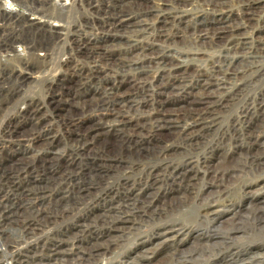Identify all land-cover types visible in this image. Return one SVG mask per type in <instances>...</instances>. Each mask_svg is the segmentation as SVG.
<instances>
[{"label": "rangeland", "instance_id": "rangeland-1", "mask_svg": "<svg viewBox=\"0 0 264 264\" xmlns=\"http://www.w3.org/2000/svg\"><path fill=\"white\" fill-rule=\"evenodd\" d=\"M97 5L96 0H0V248L3 245L0 264L11 261L13 264H129L133 259L138 264H178L179 260L181 264H211V252L207 251L204 258L201 254H193L199 246L215 250L219 245L222 247L216 239L207 241L206 235L226 232L232 221L245 228L248 234L254 231V216L249 204L257 192L258 181L264 180V145L253 148L261 162L259 166L252 165L244 154L251 147L237 138L247 131L242 115L246 104L264 98V72L254 83L242 75L230 80L223 90L218 91L220 98L228 102L227 110L219 114L218 122L197 137L195 145L184 147L163 140L161 146L170 149L165 159L156 155L152 143L150 145L141 138L133 140L128 153L107 156L104 160L74 153L71 142L78 132L65 131L53 113L51 101L62 96L57 87L67 78L70 67L78 63L85 71L91 67L89 61L79 58L77 46L79 40L86 37L80 30H85L92 19V22L96 21L97 8L94 7ZM261 6L264 8V3ZM234 11L239 12V8ZM260 14L255 32L251 33L253 38L263 27L264 10ZM116 53L115 59L122 57V53ZM204 58L189 60L187 70L193 73L197 68H206L208 62ZM262 62L264 67V60ZM164 73L154 69L146 78V89L158 86ZM118 82L110 80L104 85H118ZM102 92L103 86H94L82 95L91 101ZM152 100L155 99L149 98ZM32 122L43 123L50 136L55 137L54 152L57 155L48 159L49 162L45 160L51 155L47 153L51 152L49 149L27 147L21 142L20 131L31 132ZM262 129L259 128L264 132ZM224 157L236 160L237 167L223 187L212 186L206 171L199 170V167L206 161L220 165L218 161ZM179 164L183 167L180 168ZM169 166L190 170L197 176L180 184L175 182V172L167 168ZM148 171L158 174L153 186L149 178V184H144ZM201 176L206 177L204 181ZM144 188L148 190L147 199H143L141 189ZM134 193L138 197L136 200L141 199L140 203L119 206V200ZM217 199L219 203L225 200L231 212L239 213L238 218L226 217L215 224L204 219L202 206ZM122 213H129L124 217L131 221L122 225L123 228L111 229L108 221H103L108 214ZM161 225L185 228L180 237L184 239L183 245L177 248L169 244L158 254L139 258L145 249L154 250L163 241L156 237ZM244 235L239 233L232 243L226 244L239 250L251 244L264 246L262 234L255 232L248 241ZM196 237L201 240L197 241ZM6 245L10 246L7 250ZM93 246L99 247L95 250ZM223 247L220 250L225 253ZM52 250L62 253L53 257ZM209 257L212 260L208 261Z\"/></svg>", "mask_w": 264, "mask_h": 264}, {"label": "bare ground", "instance_id": "bare-ground-1", "mask_svg": "<svg viewBox=\"0 0 264 264\" xmlns=\"http://www.w3.org/2000/svg\"><path fill=\"white\" fill-rule=\"evenodd\" d=\"M96 1L98 3L94 7L97 8L96 21L92 22V19L91 22L87 23L85 30H80L82 35L84 34L86 37L82 41L79 40L80 43L77 46L79 58L89 61L91 67L85 71L78 62L74 67H70L67 78L61 80L57 87L62 92V96L59 98V95L58 99L51 101L53 113L64 126L65 131L74 134L75 131L78 132L71 142L74 153H82L104 160L107 156L128 153L133 140L141 138L150 145L152 143L156 155L165 159L170 149L167 146H161L163 140L172 141L174 144H183L184 147L185 145L191 146L198 141L200 135L206 133L218 122L219 114L228 106V102L220 98L218 91L223 90L230 80L242 75L254 83L264 72L262 65L264 60V23L262 22L263 27L256 34L255 39L251 35L252 32H255V26L259 22L260 12L264 10L261 6L264 0ZM237 7L240 13H235L234 9ZM87 29L89 32L86 31ZM116 52L122 53L120 55L122 57L115 59L117 57ZM197 57L202 59L206 57L204 59L208 62V66L197 68L191 73L187 70L189 67L187 63L191 59H197ZM242 64H244L243 67ZM152 69L166 73L161 76L158 86L153 87L152 90H147L146 78L149 77ZM110 80H118L119 84L104 85ZM94 86H103V92L98 98L88 101L82 94ZM138 96L142 99H136ZM149 98L155 100L149 101ZM242 115L247 131L242 135L240 134L241 136L237 139L245 141L251 147L249 152L244 153L247 157L246 160L252 165L259 166L261 157L259 154H255L253 148L264 145V132L259 130V128L264 130V98L255 99L248 105L246 104ZM31 116L35 115L32 114ZM233 127L235 128V126ZM46 128L47 126L43 123L32 122L31 132L25 133L27 131L22 130L19 137L27 147L33 145L34 147L49 149L51 152L47 153L51 155L46 157L47 159L41 157L49 162L48 159H53L57 155L54 152L57 143L55 137L50 136ZM17 144L19 145V143ZM39 152L41 153V151ZM218 162L220 165L212 164L214 162H203L199 170L204 169L206 171L205 175L209 178L212 186L223 187L226 179L231 177L235 171L237 163L236 160H229L227 157ZM188 164L190 165V162ZM203 165H205L204 168ZM181 167L183 166L180 165ZM167 168L174 170L175 182L179 181L180 184L185 181L190 182L192 177L196 178L197 176L190 170H178L170 166ZM148 178L152 179L151 186H153L157 182L158 174L148 171L145 185L149 184ZM205 178L202 177L201 179ZM258 182L257 192L253 196L251 195L252 200L253 197L257 198L253 202L251 200L249 204L254 216V223H252L254 231L248 234V232L246 233L247 230H244L245 228L240 227L241 225L238 226L235 221L232 223L230 221L231 224L226 232L222 233L217 230L218 233L221 232L220 235L209 234L205 237L207 241L209 239L220 241L222 247L220 245L219 247L223 249L225 246V253L219 247H217L218 250H215L213 247L210 249L207 246H199V250L194 251L193 254H201L200 256L204 258L207 251L211 252L213 259L211 264H264L263 245L251 244L247 248L239 250L226 244L239 233L245 234L247 240L257 232L262 234L264 240V180ZM141 190L143 191V199H147V188ZM137 198L135 193L126 195L122 201H118L121 203L119 206H135L141 201V199L136 200ZM218 199L208 201L202 206L205 212L203 213L204 219L215 224L226 217H232V220L238 218L239 213L231 212V207L225 204V200L219 203ZM143 205L144 202H142ZM127 214L129 213L116 216H108L111 215L108 214L103 221H108L111 229L118 230L125 223L131 222L129 218L124 217ZM132 214L134 215V212ZM167 226L169 225H161L157 231L160 234L156 237L162 238L163 241L157 244L154 250L145 249L143 254L140 253L138 256L139 258L145 259L158 254L164 251L169 244L175 245L177 248L183 245L184 239H180V237L182 238L184 235L185 228L176 229V226L172 228ZM99 235L101 236V234ZM196 240L201 239L196 237ZM255 242L258 241L255 240ZM245 245L247 246V244ZM7 246L6 250L10 248ZM97 247L99 246H95L94 249L96 250ZM228 250L233 252L227 253ZM215 251H218V254H214L217 253ZM52 253L55 257L62 252L52 250ZM89 254L95 256L93 253ZM173 256L170 257L173 259ZM212 259L209 257L208 261ZM180 261H177L178 264H181ZM4 264H13V262ZM129 264L138 263L133 259Z\"/></svg>", "mask_w": 264, "mask_h": 264}]
</instances>
